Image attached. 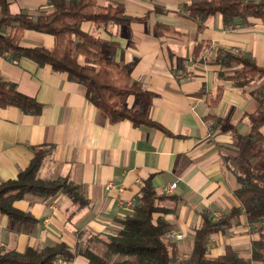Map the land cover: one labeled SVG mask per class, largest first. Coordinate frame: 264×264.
Listing matches in <instances>:
<instances>
[{
	"label": "crops",
	"instance_id": "1",
	"mask_svg": "<svg viewBox=\"0 0 264 264\" xmlns=\"http://www.w3.org/2000/svg\"><path fill=\"white\" fill-rule=\"evenodd\" d=\"M8 1L13 14L26 11L35 18L51 10L48 0ZM193 1L96 0L97 5H119L128 16L146 18L120 25L80 23L83 32L102 40L105 56L153 94L148 117L173 136L149 126H134L127 120L110 123L87 101L84 87L69 81L66 74L49 66L40 68L27 59L13 62L7 55L0 57L2 79L15 83L20 93L42 105L37 115L24 114L16 107H0V183L15 179L29 165L32 147L53 146L38 177H66L82 186L88 201L80 209L63 194L47 200L26 195L14 207L30 213L37 222L14 223L0 213V249L23 252L27 247L40 249L62 242L78 250L83 241L113 235L121 228L118 220L131 214L148 178L159 195L170 197L159 202L166 212L154 217H162L172 226L164 239L179 258H187L192 252L201 212L216 219L238 206L233 192L240 168L259 167L262 162L255 154L260 142H238L235 135L248 133L245 115L256 104L249 91L263 79L237 88L231 81L220 79V67L211 59L215 48L221 47L250 54L264 66V20L224 27L222 16L216 14L198 32L196 23L181 7ZM158 24L173 31L158 29ZM13 31L8 28L4 33ZM200 44L199 54H194ZM21 45L51 48L54 38L25 30ZM220 88L219 103L210 107ZM127 105L143 109L132 95ZM208 116L220 123L206 120ZM261 131L264 133V128ZM108 183L114 186L109 191L105 190ZM172 184L175 187L171 189ZM253 238L244 215L231 219L224 233L208 237L207 256L216 258L229 247L250 258ZM87 261L76 255L72 264Z\"/></svg>",
	"mask_w": 264,
	"mask_h": 264
},
{
	"label": "trees",
	"instance_id": "2",
	"mask_svg": "<svg viewBox=\"0 0 264 264\" xmlns=\"http://www.w3.org/2000/svg\"><path fill=\"white\" fill-rule=\"evenodd\" d=\"M48 6L51 7L50 11L40 12L33 18L26 11L11 13L9 1L0 0V57L7 55L13 62L27 59L40 68L49 66L54 72L66 74L69 81L84 87L87 101L110 123L127 120L134 126H149L173 136L148 117L147 108L153 94L144 90L124 68L104 55L101 39L80 29L83 21L97 25H120L141 22L146 16H128L122 6H100L96 0H48ZM181 7L196 23L198 32L203 31L207 19L216 14L222 16L224 27L248 26L252 19L264 20V0H196ZM157 27L173 31L168 26L158 24ZM8 28L14 29L12 34L4 33ZM25 30L53 36V47H23L21 40ZM202 45L195 46L194 54H199ZM192 58L196 59L195 55ZM211 63L219 65L220 79L231 81L237 88L244 89L263 79V83L249 91L256 104L245 115L248 133L235 135L238 142H260L255 154L262 164L259 167L240 168L236 177L238 186L233 192L237 207L216 219L208 212H201V225L194 231L192 252L187 258H179L164 239L172 226L164 218L154 217V214L166 212L159 202L170 197L159 195L151 178H148L140 188V196L135 198L131 214L118 220L121 225L119 231L100 242L111 255L120 257L119 260L110 263L104 256L87 249L73 250L61 242L40 249L27 247L23 252L1 249L0 264H55L58 260L72 262L76 255L84 256L88 260L86 264H264V133L261 131L264 128V66H259L250 54L234 53L221 47L215 48ZM131 95L142 103V110L127 106L126 100ZM221 96L220 88L208 105L215 107ZM0 107H16L30 115H37L42 109L40 103L20 93L16 84L3 80L1 74ZM206 120L220 123L214 116H208ZM31 149L33 158L29 165L15 179L0 183V213L14 223L37 222L30 213L14 207V203L26 195L47 200L63 194L78 208L87 206L88 201L79 184L66 177L53 180L38 177L43 159L53 146ZM242 215L246 218L249 233L256 235L251 240L250 258L240 256L229 247L216 258L208 257V237L214 233H224L229 228L230 220H237Z\"/></svg>",
	"mask_w": 264,
	"mask_h": 264
},
{
	"label": "rangeland",
	"instance_id": "3",
	"mask_svg": "<svg viewBox=\"0 0 264 264\" xmlns=\"http://www.w3.org/2000/svg\"><path fill=\"white\" fill-rule=\"evenodd\" d=\"M252 86V85H251ZM126 103H127V100H126ZM128 106V105H127ZM130 108V107H129ZM260 160V159H259ZM240 172V170H239ZM238 172V173H239ZM258 226H255V228H257ZM254 238H256V235H254ZM107 237H96V238H93L91 242L87 243L85 241L82 242V244L80 245L79 247V250L81 251H84L85 249L87 250H90L98 255H101V256H104L107 258L108 262L112 263V262H115L117 260L120 259V257L118 256H115V255H111L107 250L106 248L103 246V244H101L100 242L101 241H104L106 240ZM1 250V249H0ZM72 263V262H71ZM253 264H258V263H253Z\"/></svg>",
	"mask_w": 264,
	"mask_h": 264
},
{
	"label": "built area",
	"instance_id": "4",
	"mask_svg": "<svg viewBox=\"0 0 264 264\" xmlns=\"http://www.w3.org/2000/svg\"><path fill=\"white\" fill-rule=\"evenodd\" d=\"M174 187H175V184H172L170 188L172 189V188H174ZM112 188H114V186H113V184H111V183H108V184H106V186H105V190H107V191H109V190L112 189ZM118 191H122V189L119 188ZM173 237H174L175 239H181V238H182V235H173ZM55 264H72V263L69 262V261H65V260H58Z\"/></svg>",
	"mask_w": 264,
	"mask_h": 264
}]
</instances>
